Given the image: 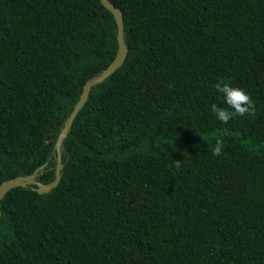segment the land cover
<instances>
[{
	"label": "trees",
	"instance_id": "1",
	"mask_svg": "<svg viewBox=\"0 0 264 264\" xmlns=\"http://www.w3.org/2000/svg\"><path fill=\"white\" fill-rule=\"evenodd\" d=\"M109 1L128 56L74 118L57 186L1 199L0 264H264V0ZM117 33L101 0H0V184L55 178ZM220 80L251 115L216 119Z\"/></svg>",
	"mask_w": 264,
	"mask_h": 264
},
{
	"label": "water",
	"instance_id": "2",
	"mask_svg": "<svg viewBox=\"0 0 264 264\" xmlns=\"http://www.w3.org/2000/svg\"><path fill=\"white\" fill-rule=\"evenodd\" d=\"M101 2L115 16L117 26H118V33H117L118 46H119L118 52H117L115 58L113 59V61L101 72V74H99L98 76H96L95 78H93L91 80H88L84 84L80 98L76 102V104L74 105L70 115L68 116V118L66 120V124H65L64 128L61 130L60 135L56 141L55 147H56V151H57V165H56V169H55V178L49 183H44V182L40 181L37 178L38 173L41 169V167H40V168H37L33 173H30L27 175L17 176L15 178L5 180L0 184V221H1V215H2L1 199L12 188L32 184V185H36L35 189L39 193H45V192H48L52 188L57 186V184L59 183V181L61 179V169L63 167V164L61 162L62 143H63V140L66 137L71 125H72L74 118L76 117V115L78 114L80 109L84 106V104L86 103L92 86L97 84V83L102 82L104 79H106L112 73H114L124 63V61L126 60V58L128 56V48L125 44L124 33H123L124 32L123 13H122L120 8H118L117 6L112 4L109 0H101Z\"/></svg>",
	"mask_w": 264,
	"mask_h": 264
},
{
	"label": "clouds",
	"instance_id": "3",
	"mask_svg": "<svg viewBox=\"0 0 264 264\" xmlns=\"http://www.w3.org/2000/svg\"><path fill=\"white\" fill-rule=\"evenodd\" d=\"M215 89L222 95L223 103L227 107H219L213 103L210 105V110L215 114L217 120L227 123L234 116H243L244 114L251 115L253 112V104L248 93L239 87L232 86L226 80L217 81ZM222 152V145L219 141L212 147L211 153L213 156H218Z\"/></svg>",
	"mask_w": 264,
	"mask_h": 264
}]
</instances>
